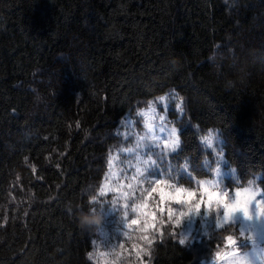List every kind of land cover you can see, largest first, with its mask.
I'll use <instances>...</instances> for the list:
<instances>
[{
  "label": "trees",
  "instance_id": "16d2710c",
  "mask_svg": "<svg viewBox=\"0 0 264 264\" xmlns=\"http://www.w3.org/2000/svg\"><path fill=\"white\" fill-rule=\"evenodd\" d=\"M169 92L184 109L169 112L172 163L208 178L199 137L213 128L242 183L264 174V0H0V264H95L120 122ZM156 228L146 264L223 246Z\"/></svg>",
  "mask_w": 264,
  "mask_h": 264
},
{
  "label": "clouds",
  "instance_id": "9594fccd",
  "mask_svg": "<svg viewBox=\"0 0 264 264\" xmlns=\"http://www.w3.org/2000/svg\"><path fill=\"white\" fill-rule=\"evenodd\" d=\"M199 140L214 159V164L209 166L208 155L203 157V164L211 173V178L197 180L196 189L178 187L173 183L157 185L153 191L159 193L162 202L181 206L182 210L178 213L170 207L168 216L177 226L184 220L189 221V234L183 238L190 247L203 238L217 237L222 240L223 246L213 250L210 264H264V232L258 227L247 230L240 227L238 232L234 228L237 223L240 226L264 224V185L260 182L264 174H257L242 183L238 168L226 159L225 140L218 129H208ZM152 142L151 135H148L143 143L138 142V147L144 149ZM169 147L175 150L176 142L173 141ZM181 167L189 165L184 163ZM228 181L234 184L232 190H229ZM124 198L127 199V196ZM131 211L146 216L139 204H135ZM81 220L88 225L87 214ZM100 220V217L95 218L96 223ZM197 221L199 231L194 234L191 225ZM116 259L115 256L112 260L103 257L102 264H113ZM200 264H205V260L200 259Z\"/></svg>",
  "mask_w": 264,
  "mask_h": 264
},
{
  "label": "rangeland",
  "instance_id": "374dc122",
  "mask_svg": "<svg viewBox=\"0 0 264 264\" xmlns=\"http://www.w3.org/2000/svg\"><path fill=\"white\" fill-rule=\"evenodd\" d=\"M166 98L164 101H160L155 99L149 102L145 108L136 110L123 118L120 122V125L117 130V135L120 137L121 141L124 142L123 146L115 150L108 159L107 170L104 175L103 181L101 183L98 195L103 199L101 202L103 204H107V208H100L99 216L103 220V227L98 233V238L94 243V247L92 250V258L91 260L95 264H102L103 257L100 253L107 254L106 257L108 260H112L114 256L112 255L113 251L120 252V259L118 264H146V260H148V255H141L139 259L136 256V249L133 247L136 245L139 248H144L147 245L141 240L139 237L143 235V233L138 231V227L143 226V221H141L140 226H133L129 228L128 225L131 223L132 219H137L138 214L136 212H132L131 208L138 202L142 200H147V212H155L157 218V225L165 224L167 222H172L180 231H179V241L186 235L189 234V221H182L181 225L177 226L174 220H170L167 215V207L168 204H165V211L160 213L157 208L159 204V194L153 193L152 197L148 199V191L151 189V184L147 181L140 183L139 181L135 182L133 187H129L130 184L133 183L132 177L135 173V159L134 154H129L126 151H122V149H126L131 145L135 144L136 136H143L146 134L147 129L145 128V117L143 115H139L141 111L148 112L150 103L155 107V113L151 115L154 117L152 123L154 125V133L160 138L161 147L163 146L162 142L167 138L166 133H161L159 131V126L164 125L166 128L171 129L172 127H176V119H180L183 113L179 112L176 109V104L181 101L176 96L175 92H169L164 95ZM174 111L177 114L176 119L172 120L169 117V112ZM160 116H164L165 119L161 121L159 119ZM178 129V128H177ZM133 132L134 135L127 136L125 138L126 133ZM179 134V129H178ZM161 147H152L151 149L144 150V158H147V154L150 151L153 155V159L157 160V164L159 165V169H153L151 175H155L156 177H160L161 174H164L165 178L167 175L171 173L173 177H176L174 180H170V183H175L178 187L183 186L187 189H196V181L197 179H193L188 176L181 166H177L170 161L171 156L175 154L179 148H177L176 152L169 153L167 157L160 159L157 157L156 153L161 152ZM180 147V146H179ZM210 152V151H209ZM212 154V153H211ZM115 157V159H113ZM131 161V163H129ZM210 164L212 166L214 164L213 157L209 159ZM184 164V163H183ZM208 171V168H206ZM177 169H180L179 175H177ZM189 171V168H188ZM209 177L211 178V173L208 171ZM115 174V175H113ZM182 176L188 177L193 181L192 186L188 187L184 184H180V178ZM142 179V178H141ZM108 186V190L104 192V195L100 194L102 188ZM229 190H232L234 184L232 181H228ZM124 193H127V199L124 197ZM127 205V207H125ZM174 211L177 213L182 210L180 205L171 204L170 205ZM168 220V221H167ZM234 227L237 228V231L240 230V224L237 223ZM154 229L148 232V235L151 237V232ZM191 230L194 234L199 231V223L194 222L191 225ZM126 242H128L126 244ZM187 243V242H186ZM185 243V244H186ZM246 243V242H244ZM123 245V249L121 248ZM205 264H210V261H205Z\"/></svg>",
  "mask_w": 264,
  "mask_h": 264
},
{
  "label": "snow or ice",
  "instance_id": "6c2138e0",
  "mask_svg": "<svg viewBox=\"0 0 264 264\" xmlns=\"http://www.w3.org/2000/svg\"><path fill=\"white\" fill-rule=\"evenodd\" d=\"M160 101H164L166 98L164 96H160L157 98ZM180 103L176 104V109L183 113L184 109L182 107V103H183V99L180 98ZM156 109L154 106L151 105L150 103V107H149V111L148 112H143L141 111L140 113H138L139 115H143L145 117V128L147 129V132L145 135L143 136H136V140H135V144L129 146L126 149H122V151H126L129 154H134V159H135V173L132 177L133 183L129 185V187H133L135 182L139 181L144 182L147 181L149 182L152 186L150 191H148V199H150L152 197L153 193H158L153 191L157 185H170L173 183H170V180H174L176 179V177H173L171 175V173H169L167 175V178H165L164 174H161L160 177H156L155 175H151L152 170L155 169H159V165L157 164V160L153 159V155L152 153L149 151L147 154V158H144V150L145 149H151L152 147H161V141L160 138L154 133L153 129H154V125L152 123V120L154 119V117L151 115L152 113H155ZM151 117V119H150ZM159 119L161 121H163L165 119L164 116H160ZM159 131L161 133H166L167 138L162 142L163 146L161 147V152L160 153H156L157 157L160 159H163L165 157H167V155L169 153H174L176 152L177 148H179L180 146V135H178V129L176 127H172L171 129L166 128V126L164 125H160L159 126ZM125 135V138H127V136H131L134 135L133 132H128ZM151 135L153 142L150 143L146 148L141 149L138 147V142L143 143L144 139L146 136ZM175 141L176 142V149L172 150L169 145ZM113 159H115V157H113ZM129 163H131V161H129ZM187 164V163H186ZM183 169V171L190 177H192V173L188 171V168H184L181 167ZM180 169H177V175H179ZM115 175V174H113ZM142 178V179H141ZM193 179H195V177H192ZM175 184V183H174ZM108 190V186L106 185L105 188H102L100 191L101 195H104V192ZM159 194V193H158ZM127 193H124V196H127ZM160 197V196H159ZM136 204H139L141 208H143L144 213H146V216H141L140 213L138 214V218L137 219H132L131 223L128 225L129 228H132L133 226H140L141 225V221H143V226L142 227H138V231L143 233V235H141L139 238L141 240L144 241V243L146 245H151L152 243V239L151 237L148 235V232L152 229H155L156 231H159V229L156 228V223H157V218H156V214L155 212H147L146 208H147V200H142ZM168 204L169 206L167 207V215H168V209L171 207L169 202H162L159 199V204H158V208L157 210L160 213H163L165 211V207L164 205ZM169 217V216H168ZM170 219V218H169ZM150 221V223H147L145 221ZM171 220V219H170ZM241 230H247L249 228H255L258 227L260 229L261 232H264V224H259V225H241ZM162 235V233H161ZM180 243L183 245L185 243L184 238H182L180 240ZM136 249V256L139 259V257L141 255H148L149 254V249L148 248H139L136 245L133 246ZM219 247V246H217ZM121 248L123 249V245H121ZM100 255L102 257L106 256L107 254L105 253H100ZM113 256H115L117 259L115 261H113V264H118V261L120 259V252H116L113 251L112 253ZM93 256L92 253H89V258L91 259Z\"/></svg>",
  "mask_w": 264,
  "mask_h": 264
}]
</instances>
